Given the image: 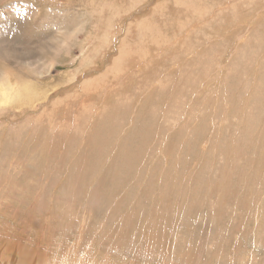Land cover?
Segmentation results:
<instances>
[{
	"label": "rangeland",
	"instance_id": "374dc122",
	"mask_svg": "<svg viewBox=\"0 0 264 264\" xmlns=\"http://www.w3.org/2000/svg\"><path fill=\"white\" fill-rule=\"evenodd\" d=\"M0 45V264H264V0H0Z\"/></svg>",
	"mask_w": 264,
	"mask_h": 264
},
{
	"label": "bare ground",
	"instance_id": "6f19581e",
	"mask_svg": "<svg viewBox=\"0 0 264 264\" xmlns=\"http://www.w3.org/2000/svg\"><path fill=\"white\" fill-rule=\"evenodd\" d=\"M114 1V0H113ZM115 6V5H114ZM111 7V6H110ZM109 7V8H110ZM57 18H59V17H57ZM21 22V21H20ZM44 24V23H43ZM115 26V25H114ZM81 27V26H80ZM21 28V27H20ZM60 28V27H59ZM112 28V27H111ZM24 29V28H23ZM61 29V28H60ZM114 31V30H113ZM80 33V32H79ZM113 33V32H112ZM25 34V33H24ZM77 34V33H76ZM105 43H110V42H105ZM111 44V43H110ZM13 45V44H12ZM17 45V44H16ZM1 46V45H0ZM65 46V45H64ZM104 46V45H103ZM102 46V47H103ZM106 46V45H105ZM108 47H110V46H108ZM61 49H62V47H61ZM137 49V48H136ZM59 50V49H58ZM11 51V50H10ZM108 51V50H107ZM147 52V51H146ZM67 53H70L71 54V50H68L67 49ZM144 54V53H143ZM17 55V54H16ZM118 55V54H117ZM145 55V54H144ZM144 55H142V56H144ZM112 58V57H111ZM114 59V58H113ZM112 59V60H113ZM50 61V60H49ZM122 61H124L123 59H122ZM54 63V62H53ZM40 64V63H39ZM120 64V63H119ZM119 64H117V65H119ZM111 65H113V64H111ZM50 66V65H49ZM54 66H55V64H54ZM114 66V65H113ZM112 66V67H113ZM127 66V65H126ZM125 66V67H126ZM118 71V70H117ZM124 71V70H123ZM83 72V71H82ZM72 73V72H71ZM74 75V74H73ZM76 75V74H75ZM68 76V75H67ZM111 76V75H110ZM104 77H107V76H104ZM116 78H117V76H116ZM71 79V78H70ZM137 80H138V78H137ZM75 81V80H74ZM73 81V82H74ZM27 90V89H26ZM81 91V90H80ZM20 92V91H19ZM22 93V92H21ZM72 93V92H71ZM77 93H78V91H77ZM179 94V93H178ZM15 95H20V94H15ZM24 96V95H23ZM23 96H22V98H20V99H23ZM18 97V96H17ZM20 97H21V95H20ZM25 97V96H24ZM10 98V97H9ZM13 98H14V96H13ZM19 98V97H18ZM25 99V98H24ZM16 100V99H15ZM25 100H28V99H25ZM63 100V99H62ZM4 101V100H3ZM19 103V102H18ZM73 106V105H72ZM121 106V105H120ZM67 107V106H66ZM59 110V109H58ZM24 112V111H23ZM50 113V112H49ZM69 113V112H68ZM37 114V113H36ZM58 115V114H57ZM37 116V115H36ZM18 118V117H17ZM37 118V117H36ZM248 118V117H247ZM74 119V118H73ZM34 120V119H33ZM38 120V119H37ZM78 120V119H77ZM31 121V120H30ZM52 121V120H51ZM30 123V122H29ZM42 123V122H41ZM42 140V139H41ZM2 221V220H1Z\"/></svg>",
	"mask_w": 264,
	"mask_h": 264
}]
</instances>
